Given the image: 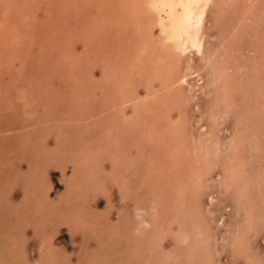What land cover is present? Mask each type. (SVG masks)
Masks as SVG:
<instances>
[{"label": "rangeland", "instance_id": "1", "mask_svg": "<svg viewBox=\"0 0 264 264\" xmlns=\"http://www.w3.org/2000/svg\"><path fill=\"white\" fill-rule=\"evenodd\" d=\"M50 1L54 2L57 7H55ZM248 1H246V5H250L249 2L251 0ZM123 2L124 0H119L118 2H114V0H45V2L44 0H35L32 2L33 5L30 3H28V5L26 4V8L31 10L36 16L34 20V23L36 25L38 24L36 28H40L37 31L38 35L35 34L32 38L34 41H37L35 47L31 49L30 47H27L28 50L25 49L23 52H19L20 54L18 55L13 52L11 47H8L10 45H7V43L11 42L10 39L7 40V46L3 43L0 45L2 46L0 47V57L2 58L1 60L5 61L3 64L0 60V193L3 195L0 194V264H38L41 262L39 261V258L43 257V251L45 250L41 244V240H43L41 234L42 231H44V228L48 235L53 233L52 236H54L53 231L55 229L56 234L53 238L55 240V245H58L53 249V251L55 250L57 252L54 251L56 253L55 258L51 260L49 259L48 264H81L82 261L84 262L82 264H206V262L209 264H251V261L255 262V264H264V201H261L260 197L262 189L264 190V178L260 177H264V158H260L261 154L264 155V138L260 139V141L258 140L259 149L256 151H253L252 149V147H254L252 139L243 141L239 149V153L241 152V154H243V169L241 168V172L245 176L244 179L250 181L249 184H247L249 187L248 194L242 195L243 192L241 193L239 187L243 182L240 180H238L239 187L237 188L233 184L225 185L226 181H224L227 178L229 179V175H231V173H229V170L232 168V163H230V161L232 162L233 160H236V158H228V150L232 136L234 133L243 130L247 119H250L249 117H253V120H255L256 123H259V121L261 123V120L264 119L261 113L254 116L243 113L251 98L254 97L257 92L259 93L260 90L264 89V74L255 77V80H261L263 83L262 86H259L260 83L258 85L251 84V87H254V89L249 87V96H247L248 93L244 92V86L239 87L240 90L235 92V102L228 110L229 114H223L224 111L222 108L217 111V118L213 121L210 115L212 110V93L208 88V82L213 78L212 75L214 71L211 70L210 67L204 66V62L199 55L191 53L187 56L189 64L194 66L198 71L191 75L189 85L187 86L189 90L191 88L194 90L192 92L194 97L191 96L185 106L187 114V125L185 127V135L183 136L185 139V145L188 144L190 149L196 147L195 152L198 153L200 152L198 148V139L201 135L206 141L207 139L215 137L219 139L220 151L218 153L219 156L211 157L214 162L213 168H210L205 164V168L208 170L205 173V178L199 183L201 184V188L196 189L195 187L194 189L193 187L197 183H192L185 189V199H181V201L185 200V204L190 203L193 208L194 206L199 207L187 211L188 207H185L183 203H169L170 197L167 196L168 201H166L168 203L161 217V215L155 211L158 207L155 200H153L154 196H156V192H159L160 190L159 186H157V189L153 192L151 189V185L153 184L152 181L143 184L141 181L142 179L139 177L136 178L135 175L130 177L129 173H127V164L122 163L121 160L123 156H125L123 153L126 151H132L137 155L139 147H137L136 140L133 141V138L138 136L140 131H142V127L144 126L145 128V125L148 123V121H145L139 126L138 123L131 119V114L135 107V103L131 101L134 95L141 94L143 96L136 104L137 106L146 105L144 107L147 108H150V106H160L162 109H170L171 107L169 106V101L167 104L159 105L163 95L160 94V97L159 95L156 97L150 93L151 86L155 87V89L160 88V81L158 78H151V72L144 74L142 71L145 70V68L139 69L142 74L141 76L138 68L131 64L129 65L127 62L131 55L136 54L137 44L140 45L139 42L142 40H140V37L138 36L140 34V29L139 31L137 30L138 32L136 31V33L135 31L132 32V29L126 30L125 27L122 28V21H124V19H129V12L120 9ZM262 3L263 6H261ZM1 4L2 2L0 3V6ZM255 4H258L259 7H264V0H257ZM58 6L59 9H57ZM60 6H63V8ZM30 7H33L34 9H30ZM111 10L112 12L110 14ZM31 12L29 11V13ZM214 12L215 9L211 8L205 25V28L208 31L205 51L209 50L212 45L216 44L222 36V33L229 28L228 23L226 25L224 24L222 28L219 23H217L219 26L215 24V21L213 20V16L215 15ZM262 12V18H264V11ZM15 13L19 16L17 11H15ZM67 13L69 15H67ZM13 14L14 12L11 14L9 12V15ZM68 16L71 17L68 18ZM11 18H13V16H11ZM255 18H257V15L252 13L248 23H250L253 28L252 30L251 28L248 30L253 31L255 28ZM68 19L71 20V22H69ZM32 20L33 19H31V21ZM14 21L15 23L11 22L10 25L13 26L16 24V27H18L20 23H18L15 18ZM7 22L8 21H4V23ZM49 22L50 24L47 25ZM8 23L6 25H8ZM20 25L21 27H24L23 23ZM66 25L70 27H67ZM76 27H78V29ZM19 28L20 27H18V29ZM73 28H76L77 30L74 29L73 32ZM3 29L1 30L6 34L7 30ZM35 29L32 26V31ZM62 31L64 32L62 33ZM68 32L69 34H67ZM85 32L87 33L85 34ZM94 33L96 34L94 35ZM78 35L80 37L83 35L85 38L83 36L79 38ZM88 36H91V39ZM77 38L79 39L77 40ZM251 38L252 35H246L243 38L245 40L242 41L241 48L244 49V58L234 63V66H237L242 71L241 77L243 79H246L247 77L249 78L251 72H254L256 67L260 65L257 62L253 63L252 58L254 54L248 50L247 42ZM42 42L43 44L41 45ZM92 42H94V44ZM88 44L93 48H89L90 45ZM96 50H98L99 55H96ZM2 52H4V54ZM77 54H80L81 57L79 55L77 56ZM158 54L159 52L157 49L146 47V52H143V57L141 58L146 61L148 60L149 62V57L154 59L157 58ZM7 56H10L11 59H8ZM74 56L75 59L73 58ZM94 56L98 60L96 63H93L95 60ZM98 56L101 57L99 58ZM86 60H89V62ZM81 61H84V63H81ZM66 62L68 64L67 66L65 64ZM245 62L247 63L245 64ZM106 64H108L107 67H105ZM16 65L23 69L18 70ZM57 65L64 70L62 68H55L57 71L54 70V66ZM87 65L88 67H86ZM100 65H105V68ZM262 66L263 65H260L261 70L263 69ZM58 70L60 71L61 76L59 75ZM131 70L135 71L134 74ZM83 71H85V75ZM100 72H103L104 74H101ZM121 72L123 73L121 74ZM229 72H231V70H229ZM31 73L34 76H32ZM65 73L66 75H64ZM30 75L32 78L29 77ZM76 77L79 78L77 79ZM86 77L88 78L86 79ZM129 77L132 79L130 80ZM128 79L130 81L124 85L123 83ZM87 80L89 81L87 82ZM94 84L95 86H93ZM84 90L87 91V94H85L86 92ZM187 92L189 94L190 91ZM36 96L38 97L37 99H35ZM64 96H68L69 98L73 97L74 99H66ZM79 96L82 98H79ZM93 97H96V99ZM60 98L64 99L61 100ZM91 98H93V100ZM33 100L35 103L32 102ZM125 101L128 102L124 106L123 102ZM56 103L59 104L57 105ZM63 103H66L65 107ZM85 105L86 107L84 109ZM173 109L172 117L174 118L178 111L177 108ZM77 110L78 113L80 112L81 114H78ZM83 110L85 111V115ZM122 110L125 111L124 115H122ZM163 112L164 110L161 112L158 111L160 116H158L157 119L160 118V123L164 124L165 117L163 116ZM69 113L72 114L69 115ZM151 113L157 114L155 110H151ZM61 117H64L65 119ZM68 117L69 119H67ZM56 124H58V126ZM82 124L86 127V130ZM59 126L63 127L61 128L63 132L65 131L64 133L60 130L61 128L57 129ZM262 129V133L264 134V124ZM58 130L60 132H58ZM68 130L72 133H69ZM211 132H213L214 135L209 138ZM70 134L71 136H69ZM241 134L244 136L246 132H242ZM263 134L260 135L262 136ZM260 135H258L259 138H261ZM69 137H73V139H71L72 141ZM78 142L80 144H78ZM38 147L39 149H37ZM141 147L143 146H140V148ZM32 149L34 151H32ZM115 150L118 151L115 156H119L120 160H117L116 157L111 155ZM183 151L186 152L184 148ZM157 155H159V153H157L156 156ZM187 155L189 159L192 158L191 151L187 153ZM43 156L45 158H43ZM141 157H143V155H141ZM114 159L117 161L116 163ZM203 162L205 163V159ZM32 167H37L35 169L40 172L35 169L34 171ZM66 167L70 168L72 172L80 168L81 172L84 171L82 177L79 179V183L76 184V189L78 191L83 189L84 184L100 182L97 183V187L91 189L92 191H89L90 193L92 192V197L89 196L85 201H82V198L80 199L82 205L79 204V208L76 209L78 214H76L77 216L74 215L75 218L72 217L74 211H72V213L67 212V210L69 211V209L72 208H70V201L74 202L75 199L73 200L72 198V200L68 201L71 197L67 196V192H65L71 189L69 183L70 179L65 177V174L67 173L65 169ZM52 168L53 171H51ZM113 171L119 173L118 175L116 174L117 177L114 175L115 173H113ZM157 172L158 177L162 178V168H160V171L157 170ZM29 174L34 178L33 180L31 179V183L34 188L33 191L36 192L34 197L31 196L27 199L30 200V202L35 203V206L33 203H29L27 199L24 202L23 198L25 197V191L23 188L25 187V183L21 182L24 177L28 178L27 176ZM41 174L43 178L51 177L49 180L52 181V193L51 191H47L45 183L43 184L42 181H39ZM73 175L74 178L79 177L78 175L75 176L74 172ZM9 177L13 178H11L12 181H17L15 185L8 188L6 187V190L3 187V184H5L4 180H9ZM62 183L67 185L65 186ZM109 184L111 185L109 186ZM58 185L63 187L59 186L58 188ZM128 186L131 188L130 191L133 190L134 192L135 189L138 190V195L134 192L131 196L134 198L136 197V200L140 199V203H138L139 201L134 202L131 200V196H128V198L123 196L124 192L125 194L128 193L126 189ZM74 188L75 185L72 186L70 193ZM41 192L43 194H40ZM45 192L46 194L48 193V195H46ZM99 195L101 197H99ZM37 196H39V199L36 200V198H38ZM108 196H111V200ZM54 199L58 200L60 203L58 206L59 209L62 208L59 212V209L56 207L50 210L48 209L52 207ZM96 202H99L100 204ZM25 203L28 206L29 204H32V208L36 210L33 209V211L36 213L33 214L34 212L30 210L25 211L28 209ZM41 203H44L45 206ZM40 204L42 207H40ZM100 205L103 207L101 206V208ZM13 206L17 209L14 210L15 207L13 209ZM38 206L43 209H39ZM104 206L107 211L104 209ZM133 206L145 210L143 219L148 221L150 227L154 226L160 230L161 237L159 240L162 249L166 254L173 253L174 258L165 262L161 261V256L159 255H156V260L149 261V259L146 258L150 246L149 243L147 244L150 238L148 234L152 233V228L148 227V233H143L142 236H140L142 232L140 234H134L133 229L136 227L137 221L132 214ZM10 207L12 210H10ZM179 207H184V210H181ZM29 209H31V206ZM98 209L99 211H97ZM250 210H254L253 217L256 219V222L253 224H251L252 222L249 220L252 215ZM15 211L24 214L23 220H21L20 223L21 225L16 222L17 218L15 219L14 217ZM54 211L56 212L55 216ZM37 213L40 214L38 215ZM64 215H67V217ZM106 215L108 219L105 217ZM38 216L41 220L37 218ZM44 216L49 218H44ZM62 216L64 217L62 218ZM56 218H58V220ZM104 218H106L107 221ZM37 222L39 223L38 225ZM60 222H62L61 225ZM63 222H67V225L63 224ZM73 222L74 225H72ZM251 225H253V228ZM23 226L25 227L23 228ZM183 229L189 231L190 236L188 239L182 233L183 231L181 230ZM123 231L125 233H123ZM239 231H244L248 236L247 244L241 248L235 246L238 244L239 239L234 235H238ZM12 238H18V240L14 242L11 240ZM186 239L191 241V249L186 247ZM48 242L50 243V241ZM50 245L52 246V244H49V247H51ZM52 248L54 247L52 246Z\"/></svg>", "mask_w": 264, "mask_h": 264}, {"label": "bare ground", "instance_id": "2", "mask_svg": "<svg viewBox=\"0 0 264 264\" xmlns=\"http://www.w3.org/2000/svg\"><path fill=\"white\" fill-rule=\"evenodd\" d=\"M35 0H0V3L2 2L1 6H0V45H2V43L4 45H6L7 40L10 39L11 42L7 43V45L9 48L11 47V49L13 50V52L17 53L18 55L20 54L19 52H23L25 49L28 50L27 47L33 48L35 47L37 41H34L32 38L37 34V31L40 28H36L38 26V24L36 25L34 23V20L36 18V16L31 12V10L27 9L26 4L28 5V3H30L31 5L32 2ZM38 1V0H37ZM41 1V0H40ZM54 1V0H53ZM57 1V0H56ZM119 0H114V2H118ZM246 1L248 0H124L123 4L121 5L122 10H127V12H129V19L122 21L121 25L122 28H126V30H133L132 32H136L137 30L139 31L140 29V34L138 35L140 37V40H142L139 44H137V48H136V54L135 55H131V57L128 59V64L133 65L135 67L138 68V70L140 68L144 69L142 72L145 74L151 72V78L157 77L158 80L160 81V88H156L151 86L150 89V93L155 95L156 97L160 94L163 95L162 96V100L159 102L161 104H167V102L169 101V106L170 109H162L160 106H150V108L144 107L146 105H136L140 99H142V95L141 94H136L134 95V97L132 98L131 101H133L135 103V107L133 109V113L131 114V119L134 120V122L138 123V125H142V122L144 123L145 121H148V123L142 127V131H140V134L136 137L133 138V141L136 140L137 143V147H139V152L137 153V155H135L132 151H126L123 154L125 156H123L122 163L127 164V173H129L130 177L135 175L136 178L139 177L140 179H142V183L143 184H147L148 182L152 181V185H151V189L153 190V192L155 191V189H157V186H159V192H156V196H154L155 203L157 205L158 208H156L155 211L158 212V214L161 215L164 212V210L166 209L167 206V199L169 196V203L172 202L173 204H184L185 207L187 206V211H191L194 210L195 207H199V206H194L191 207V204H185V200L181 201V199H185L184 194L185 189L190 186L192 183H197L193 188L198 189L201 188V181L203 180V178H205V173L208 169L205 168V164H207L210 168L214 167V162L212 160L211 157L213 156H219V151H220V142L218 138L212 137L214 134L213 132H211L209 134V138L210 139H206L203 138V136L199 137L198 139V144H199V150L200 152H195L196 151V147L190 149L188 144L185 145L184 142V138L183 136L185 135V127L187 125V114H186V108L185 106L187 105L189 98L193 95V89L191 88L190 90L188 89V85H189V79L191 77V75L195 72H197L198 70L189 64V61L187 59V56H189L191 53H195L197 55H199L202 58V61L204 62V66L210 67L211 70L214 71L213 75H212V79L209 80V89L210 92L212 93L211 95V100H212V110H211V118L213 119V121L216 120L217 118V111H219L220 109L223 108V111L225 115H228V110L231 108L232 104L235 102V92H238L239 87H243L244 92L248 93L247 96H249L250 92H249V87H251V84H255L258 85L260 83L259 86H262V82L261 80L257 81L255 80V77L260 76L262 74H264L263 70H264V18H262V11H264V7H259V5L255 4V2H257V0H249L248 2L250 3V5H246ZM45 2V0H44ZM51 2V1H50ZM59 2V1H58ZM38 3V2H37ZM54 4V2H51ZM43 4V3H42ZM59 4V3H58ZM62 4V3H61ZM5 5V6H4ZM30 5V6H31ZM46 5V3H45ZM44 5V6H45ZM51 5V4H50ZM49 5V6H50ZM55 5V4H54ZM60 5V4H59ZM4 6V7H3ZM38 6V5H37ZM41 6V4H40ZM43 6V7H44ZM113 6V5H112ZM261 6H263V3L261 4ZM55 7H57L55 5ZM63 8V6H60ZM66 7V6H65ZM111 7V6H110ZM33 7H30V9ZM36 8V7H35ZM46 8V7H45ZM52 8V7H51ZM75 8V7H74ZM211 8L215 9L214 12V16H213V20L215 21V24L219 23V25L222 26L228 23L229 28L226 29L223 33L222 36L220 37L219 41L212 45L211 48L207 51H205V46H206V36H207V29L205 28L206 22L208 20V16L210 14V10ZM262 8V9H261ZM34 9V8H33ZM54 9V8H52ZM59 9V6L58 8ZM65 9V8H64ZM63 9V10H64ZM68 9V6H67ZM66 9V10H67ZM82 9V8H81ZM229 9V10H228ZM231 9V10H230ZM10 10V11H9ZM46 10V9H45ZM15 11H17L19 13V16L16 15ZM29 11L31 13H29ZM213 11V10H212ZM12 12H14L13 15H9ZM46 12V11H45ZM48 12V11H47ZM55 12V11H54ZM58 12V11H57ZM112 10L110 11L111 14ZM29 13V14H28ZM252 13L257 15V18L255 23V28L252 30L253 26L251 27L250 23H248V21H250L251 15ZM50 14V13H49ZM33 15V16H32ZM63 15V14H61ZM67 15H69L67 13ZM11 16H13V18H11ZM45 17V16H44ZM67 17V16H65ZM71 17V16H70ZM68 16V18H70ZM122 17V16H121ZM14 18L16 19V21L18 23H23L24 27H21V25L19 24L18 27H20L18 29V27H16V24H14L13 26H11V22H14ZM47 18V17H46ZM51 18V17H49ZM60 18V17H59ZM31 19H33L31 21ZM43 19V18H42ZM53 19V17H52ZM62 19V17H61ZM45 20V19H44ZM69 20V19H68ZM73 20V19H72ZM212 20V21H213ZM4 21H8L10 23H8V25H6L7 23H4ZM43 21V20H42ZM61 21V20H60ZM211 21V20H210ZM213 21V22H214ZM44 22V21H43ZM54 22V21H53ZM69 22H71V20H69ZM47 23V21H46ZM60 23V22H59ZM50 22L47 24L49 25ZM72 24V23H71ZM74 24V23H73ZM77 24V23H76ZM213 24V23H212ZM65 25V24H63ZM70 25V24H69ZM218 25V24H217ZM218 25V26H219ZM6 28H5V27ZM32 26L34 27V29L32 31ZM43 26V25H42ZM62 26V25H60ZM67 26V25H66ZM73 26V25H71ZM77 26V25H76ZM101 26V25H100ZM65 27V26H63ZM70 27V26H67ZM5 28V29H3ZM54 28V27H53ZM78 29V27H76ZM73 28V32L74 29ZM84 28V27H83ZM82 28V30H83ZM249 28H251V30H248ZM7 30L6 34H4V32L1 30ZM66 29V28H65ZM76 29V30H77ZM85 29V28H84ZM22 30V31H19ZM46 30V29H45ZM56 30V29H55ZM111 30V29H110ZM18 31V34H17ZM137 31V32H138ZM55 32V31H54ZM64 31H62L63 33ZM97 32V31H96ZM136 32V33H137ZM221 32V31H220ZM252 32V33H251ZM53 33V32H52ZM59 33V32H58ZM72 33V32H71ZM82 33V32H81ZM84 33V32H83ZM87 32H85L86 34ZM98 33V32H97ZM3 34V35H1ZM60 34V33H59ZM69 34V32L67 33ZM73 34V33H72ZM79 34V32H78ZM92 34V33H91ZM96 33H94L95 35ZM58 35V34H57ZM71 35V34H70ZM98 35V34H97ZM246 35H252V38L247 42L248 45V50L249 52L253 53L254 56L252 58L253 63L257 62L262 66V70L260 65L258 67H256V69L254 70V72H251V76L248 78H242L241 77V70L237 67L234 66V63L236 61H239L240 59L244 58V49L241 48V44L242 41H244L245 39H243ZM54 36V35H53ZM74 36V35H73ZM83 36V35H82ZM81 36V37H82ZM92 36V35H91ZM90 36V37H91ZM68 37V36H67ZM71 37V36H70ZM79 38H81L78 35ZM84 37V36H83ZM89 37V36H88ZM89 37V38H90ZM7 38V39H6ZM45 38V37H44ZM61 38V37H60ZM77 38V40L79 39ZM85 38V37H84ZM250 38V37H249ZM35 39V38H34ZM64 39V38H63ZM68 39V38H67ZM87 39V38H86ZM85 39V40H86ZM91 39V38H90ZM70 40V39H69ZM94 40V38H93ZM248 40V39H247ZM89 41V40H87ZM44 42V41H43ZM43 42L41 43V45L43 44ZM55 42V41H54ZM64 42V41H61ZM70 42V41H69ZM68 42V43H69ZM83 42V41H81ZM85 42V41H84ZM67 43V42H66ZM71 43V42H70ZM86 43V42H85ZM89 43H91L89 41ZM94 44V42H92ZM73 44V43H72ZM6 45V46H7ZM26 45V46H25ZM50 45V44H49ZM90 45V44H88ZM93 46V45H92ZM2 47V46H0ZM60 47V46H59ZM71 47V45H70ZM69 47V48H70ZM95 47V46H94ZM133 47V45H132ZM135 47V46H134ZM146 47L150 48L153 47L155 49H157V51L159 52L157 58L152 59V57H149V62L148 60H144L142 56L143 52H146ZM4 48V47H3ZM74 48V47H72ZM89 48H93L90 47ZM88 48V49H89ZM96 48V47H95ZM94 48V49H95ZM64 49V48H63ZM87 49V50H88ZM92 49V50H94ZM11 50V51H12ZM66 50V49H65ZM90 51V50H89ZM88 51V53H89ZM139 51V52H138ZM81 52V50H80ZM91 52V51H90ZM96 55L98 54V50H96ZM100 52V50H99ZM4 54V52H2ZM14 53V54H15ZM85 54V53H84ZM260 54V55H258ZM80 56V54H77V56ZM95 55V56H96ZM99 55V54H98ZM153 55V54H152ZM258 55V56H257ZM3 56V55H2ZM94 56V57H95ZM102 56V53H101ZM100 56V57H101ZM4 57V56H3ZM8 59H11L10 56H7ZM10 57V58H9ZM81 57V56H80ZM84 57V55H83ZM86 57V56H85ZM88 57V56H87ZM99 57V56H98ZM99 57V58H100ZM106 57V56H105ZM109 57V56H108ZM6 58V57H5ZM75 59V56L73 57ZM2 58L0 57V60ZM87 59V58H85ZM84 59V60H85ZM108 59V58H107ZM185 59V60H184ZM79 60V59H78ZM82 60V59H81ZM92 60V59H91ZM96 60V61H95ZM95 60L93 61V63L98 62V60L95 57ZM126 60V59H125ZM2 63L4 64V60H1ZM59 61V60H58ZM75 61V60H74ZM89 62V60H86ZM102 61V59H101ZM121 61V60H120ZM24 62V61H23ZM68 62V61H67ZM67 62L65 63L66 66L68 65ZM84 63V61H81V63ZM86 62V63H88ZM262 62V64H261ZM15 63V62H14ZM25 63V62H24ZM91 63V62H90ZM186 63V65H185ZM247 62H245L246 64ZM60 64V63H59ZM64 64V65H65ZM100 64V63H99ZM98 64V65H99ZM103 64V63H102ZM105 64V63H104ZM110 64V63H109ZM237 64V63H236ZM18 65V64H17ZM16 65V66H17ZM72 65V64H71ZM108 64H106L105 67H107ZM15 66V65H14ZM65 66V67H66ZM97 66V65H96ZM101 66V65H100ZM99 66V67H100ZM103 65L101 67H104ZM110 66V65H109ZM128 66V65H127ZM18 67V66H17ZM16 67V68H17ZM64 67V66H63ZM88 67V65L86 66ZM91 67V66H90ZM100 67V68H101ZM104 67V68H105ZM126 67V66H125ZM247 67V66H245ZM260 67V68H259ZM53 68V67H52ZM55 68H62L57 66H54V70L57 71V69ZM96 68V67H95ZM109 68V67H108ZM119 68V67H118ZM15 69V67H14ZM18 70H22V67H18ZM16 69V70H17ZM34 69V68H33ZM63 69V68H62ZM89 69V68H88ZM9 70V69H8ZM35 70V69H34ZM33 70V71H34ZM52 70V69H51ZM64 70V69H63ZM69 70V69H68ZM71 70V68H70ZM99 70V69H98ZM102 70V69H101ZM229 70H231V72H229ZM15 71V70H14ZM30 71V70H29ZM59 71V70H58ZM67 71V70H66ZM65 71V72H66ZM97 71V70H96ZM100 71V70H99ZM111 71V70H110ZM109 71V72H110ZM21 72V71H20ZM19 72V73H20ZM85 71H83L84 73ZM98 72V71H97ZM131 72L134 74V70H131ZM16 73V72H14ZM35 73V72H32ZM31 73L32 76H34ZM68 73V72H67ZM101 73V72H100ZM103 73V72H102ZM101 73V74H102ZM107 73V72H106ZM123 72H121L122 74ZM139 73L141 74V71L139 70ZM60 71H59V75H60ZM69 74V73H68ZM76 74V73H75ZM104 74V73H103ZM109 74V73H108ZM118 74V73H117ZM31 75L29 77H31ZM66 75V73L64 74ZM63 75V76H64ZM83 75V74H82ZM85 75V73H84ZM87 75V74H86ZM17 76V74H16ZM49 76V75H48ZM61 76V75H60ZM62 76V77H63ZM78 76V75H77ZM81 76V75H80ZM101 76V75H100ZM108 76H112V75H108ZM107 76V77H108ZM142 76V74H141ZM1 77V76H0ZM14 77V76H12ZM28 77V78H29ZM46 77V76H45ZM54 77V76H53ZM82 77V76H81ZM80 77V78H81ZM127 77V76H126ZM32 78V77H31ZM35 78V77H33ZM47 78V77H46ZM77 78V77H76ZM79 78V77H78ZM77 78V79H78ZM83 78V77H82ZM88 77H86L87 79ZM102 78V77H101ZM112 78V77H111ZM17 79V78H16ZM63 79H67V78H63ZM100 79V77H99ZM103 79V78H102ZM106 79V78H104ZM130 79V77H129ZM126 80L123 84L126 85L127 82H129L130 80ZM46 80V79H45ZM80 80V79H79ZM98 80V79H95ZM101 80V79H100ZM99 80V81H100ZM113 80V78H112ZM57 81V80H56ZM65 81V80H64ZM89 80H87L88 82ZM91 81V80H90ZM97 81V82H99ZM106 81V80H105ZM15 82V80H14ZM18 82V81H17ZM82 82V81H81ZM79 82V83H81ZM85 82V81H84ZM94 82V81H93ZM92 82V84H93ZM95 82V83H97ZM101 82V81H100ZM103 82V81H102ZM77 83V84H79ZM91 83V82H90ZM89 83V84H90ZM37 84V83H35ZM43 84V83H42ZM88 84V85H89ZM47 85V83H46ZM3 86V85H2ZM1 86V87H2ZM9 86V85H8ZM65 86V85H64ZM74 86V85H73ZM95 86V84L93 85ZM5 87V86H4ZM25 87V86H24ZM70 88V87H69ZM252 89H254V87H251ZM256 88V87H255ZM5 89V88H4ZM79 89V88H78ZM95 89V88H93ZM29 90V89H28ZM34 90V89H33ZM87 90V89H86ZM84 90L87 94V91ZM187 91H190L189 94ZM29 92V91H28ZM90 92V91H89ZM92 92V91H91ZM120 92V91H119ZM18 93V92H17ZM24 93V92H23ZM73 93V91H72ZM71 93V94H72ZM97 93V92H96ZM95 93V94H96ZM210 93V94H211ZM63 94V93H62ZM93 94V93H91ZM98 94V93H97ZM67 95V94H66ZM82 95V94H81ZM80 95V96H81ZM100 95V94H99ZM148 95V94H147ZM38 96V94H37ZM36 96L35 99H37L38 97ZM50 96V95H49ZM58 96V95H57ZM73 96V94H72ZM79 98H82L80 97ZM93 96V95H91ZM118 96V95H117ZM29 97V96H28ZM35 97V95H34ZM40 97V96H39ZM65 97V96H64ZM85 97V96H84ZM66 99L69 98L68 96L65 97ZM71 99H74L73 97H70ZM69 98V99H70ZM87 98V97H86ZM85 98V99H86ZM90 98V97H89ZM94 99H96V97H93ZM93 98H91L93 100ZM106 98V97H105ZM32 99V96H31ZM61 99V98H60ZM64 99V98H63ZM61 99V100H63ZM78 99V97H77ZM99 99V96H98ZM60 100V101H61ZM84 100V99H83ZM88 100V98H87ZM113 100V99H112ZM54 101V100H53ZM80 101V100H79ZM91 101V100H90ZM89 101V102H90ZM251 101V102H250ZM247 104V108L244 109L243 113L248 114L250 116H254V115H258L259 113H261V115L264 117V89L260 90L259 93L257 92V94H255L254 97L251 98ZM32 102L35 103V101L33 100ZM66 102V100H65ZM81 102V101H80ZM128 101L123 102L124 106ZM26 103V102H25ZM60 103V102H59ZM58 103V104H59ZM85 103V102H83ZM87 103V101H86ZM23 104V103H22ZM55 104V102H54ZM57 104V103H56ZM57 104V105H58ZM64 104V103H63ZM66 104V103H65ZM64 104V107H65ZM72 104V103H71ZM101 104V103H100ZM26 105V104H25ZM28 105V104H27ZM75 105V104H74ZM81 105V104H80ZM56 106V105H55ZM61 106V105H59ZM68 106V105H67ZM90 106V105H89ZM166 106V105H165ZM164 106V107H165ZM15 107V106H14ZM27 107V106H26ZM29 107V106H28ZM77 107V106H76ZM86 105L84 106L85 109ZM88 107V106H87ZM57 108V107H55ZM63 108V106H62ZM70 108V107H69ZM73 108V106H72ZM78 108V107H77ZM173 108H177V114L176 116L173 118L172 117V113L174 111ZM180 108V109H179ZM80 109V108H79ZM83 109V107H82ZM81 109V110H82ZM88 109V108H87ZM128 109V108H127ZM64 110L66 111V109L64 108ZM105 110V109H104ZM129 110V109H128ZM151 110H155L157 112L156 113H151ZM163 112V116L165 117L164 121L165 123H160V118H158V116H160L158 114V111H162ZM64 111V112H65ZM84 111V110H83ZM130 111V110H129ZM63 112V113H64ZM72 112V111H71ZM122 115L125 114V111L122 110ZM35 113V112H34ZM78 113V110H77ZM80 113V112H79ZM78 113V114H79ZM33 114V113H31ZM62 114V113H61ZM72 113H69V115H71ZM76 114V113H75ZM81 114V113H80ZM240 114V113H239ZM84 115H85V111H84ZM60 116V115H59ZM62 116V115H61ZM73 116V115H72ZM71 116V117H72ZM80 116V115H79ZM63 119H65L64 117H61ZM82 118V117H80ZM250 119H247V122L245 124V127L243 128V130L234 133V135L232 136L230 145H229V157L228 158H236V160L234 161H230V163H232V168L229 170V173H231V175H229V179L227 178L225 182V185L227 184H233L235 185V187H239L238 186V180H240L241 182H243V184L239 187L240 191L242 193V195H246L248 194L249 191V187L247 186V184H249L250 181L244 179L245 176L242 174L241 170L243 169V165H242V159H243V154H241V152L239 153V149L241 147V144L243 143V141H248L250 139H252L253 141V146L252 149L253 151H256L257 149H259V145H258V140L260 141V139L264 138V134L262 133L263 129V124H264V119L261 120V123L259 121V123H256L255 120H253V117H249ZM27 119V118H26ZM69 119V117L67 118ZM75 119V118H74ZM96 119V118H95ZM143 119V120H142ZM85 120V119H84ZM83 120V121H84ZM98 120V119H97ZM76 121V120H75ZM74 121V123H75ZM90 121V120H89ZM159 121V122H158ZM62 122V121H60ZM73 122V121H72ZM82 122V121H81ZM50 123V122H48ZM55 123V122H54ZM62 124V123H61ZM67 124V123H65ZM77 124V123H76ZM84 124V123H83ZM82 124V125H83ZM158 124V125H157ZM58 126V124H56ZM84 126V125H83ZM82 126V127H83ZM97 126V125H96ZM100 126V125H99ZM62 126H59L57 129L61 128ZM70 127V126H69ZM85 127V126H84ZM63 128V127H62ZM62 128L60 130H62ZM68 128V127H67ZM203 128V127H202ZM66 129V128H65ZM86 130V127H85ZM102 130V129H101ZM118 130V129H117ZM203 130V129H202ZM69 131V130H68ZM97 131V130H96ZM58 132H60L58 130ZM63 132V130H62ZM65 132V131H64ZM63 132V133H64ZM242 132H246V136L242 135ZM69 133H72L69 131ZM74 133V132H73ZM250 133V134H249ZM66 134V133H65ZM76 134V133H75ZM86 134V133H85ZM260 134H263L262 136ZM78 135V134H77ZM83 135V134H82ZM261 136V138H259V136ZM71 136V134L69 135ZM73 136V135H72ZM99 136V135H98ZM45 137V135H44ZM67 137V136H66ZM95 137V136H94ZM245 137V138H244ZM42 138V137H41ZM70 138V137H69ZM43 139V138H42ZM73 139L70 138V140ZM76 139V138H75ZM78 139V138H77ZM102 139V138H101ZM82 140V139H81ZM85 140V139H84ZM72 141V140H71ZM70 141V143H71ZM79 141V140H78ZM96 141V140H95ZM69 142V141H68ZM76 142V140H75ZM66 143V141H65ZM78 144H80L78 142ZM95 145V144H94ZM68 146V145H67ZM78 146V145H77ZM98 146V145H97ZM101 146V145H100ZM140 146H143L140 148ZM157 146V147H156ZM184 146V147H183ZM75 147V146H74ZM68 148V147H67ZM107 148V147H106ZM183 148L185 149L186 152L183 151ZM197 148V149H198ZM39 149V147L37 148ZM89 150V149H88ZM32 151H34L32 149ZM78 151V150H77ZM107 151V150H106ZM191 151V155L192 158L189 159L187 153H189ZM16 152V151H15ZM118 151H114V153H111V155H113V157H116L117 160L119 159V156H115L117 154ZM41 153V152H38ZM67 153V152H66ZM159 153V155L156 156V154ZM46 154V153H45ZM63 154V153H62ZM80 154V153H79ZM95 154V153H94ZM143 155V157H141V155ZM40 155V154H39ZM38 157V156H37ZM42 157V156H41ZM191 157V156H190ZM28 158V157H27ZM40 158V156H39ZM38 158V159H39ZM43 158H45L43 156ZM42 158V160H43ZM260 158H264V155L261 154ZM41 159V158H40ZM39 159V161H40ZM88 159V158H87ZM205 159V163L203 162V160ZM227 160V159H226ZM36 161V159H35ZM115 163L117 162L114 159ZM41 162V161H40ZM34 164V163H33ZM32 164V165H33ZM37 164V163H35ZM46 164V163H45ZM75 164V163H74ZM51 165V163H50ZM101 165V163H100ZM124 165V164H123ZM35 166V165H34ZM59 166V164H58ZM118 166V164H117ZM50 167V166H49ZM100 167V166H99ZM126 167V166H125ZM132 167V168H131ZM33 168V167H32ZM31 168V170H32ZM37 168V167H35ZM33 168V170L35 169ZM160 168H162V178L158 177V172L157 170L160 171ZM242 168V169H241ZM17 169V168H16ZM58 169V168H57ZM67 173L65 174V177H68L67 179L69 180V183L71 185V189L72 186L75 185V188L73 189V191L70 193V190L65 191L67 192V196H70L71 199H69L68 201L75 199L74 202H71V206L69 209V211L67 210L68 213H72V211H74L72 217H74V215L78 214L76 212V209L79 208V204L82 205V201H85L86 199H88V197H92V192L90 193L89 191L95 187H97V183L100 182H95L94 184H84L83 185V189H80V191H78L76 189V184L79 183V179L82 177V173L80 171V169L74 170L73 172L75 173V176L78 175L79 177L74 178L73 172L70 168H65ZM102 169V168H101ZM36 170V169H35ZM34 170V171H35ZM51 170V169H50ZM85 170V169H84ZM39 171V170H36ZM53 171V168L52 170ZM94 171V170H93ZM130 171V172H129ZM30 172V171H29ZM40 172V171H39ZM42 172V171H41ZM92 172V171H91ZM112 172V170H111ZM33 173V172H32ZM35 173V172H34ZM113 173H115V171H113ZM23 174V173H22ZM37 174V173H36ZM47 174V173H46ZM62 174V173H61ZM116 174L118 175L119 173H115L114 175L116 176ZM39 175V174H38ZM11 176V175H10ZM28 178L24 177L23 181L21 183H25V187L24 191H25V197L24 198V202L28 197L33 196L36 191H33V185L31 183V179L33 180V176L32 175H28ZM40 177V176H39ZM61 177V176H59ZM117 177V176H116ZM128 177V176H127ZM126 177V178H127ZM262 178H264L263 176H260ZM12 178V177H11ZM9 177V180L11 179ZM49 178H43L42 174L40 177L39 181H42V183L46 185L47 191L50 192L52 190V186H51V182ZM13 179V178H12ZM12 179L10 181H12ZM39 179V178H38ZM99 179V178H98ZM9 180H4L5 184H3L4 188L6 189V187H11L12 185H15L17 180H13L12 182H10ZM60 180V178H59ZM125 180V179H124ZM132 180V179H131ZM71 181V182H70ZM126 181V180H125ZM133 181V180H132ZM85 182V181H84ZM104 182V181H103ZM1 183V182H0ZM107 183V182H106ZM141 183V185H142ZM20 184V183H19ZM61 184V183H60ZM63 185H67L62 183ZM102 184V183H101ZM114 184V182H113ZM23 185V186H24ZM57 185V184H56ZM82 185V184H81ZM111 184H109L110 186ZM120 185V184H119ZM150 185V184H149ZM61 185H58V188ZM64 186V187H65ZM40 187V185H39ZM63 187V186H61ZM82 187V186H81ZM150 187V186H149ZM3 188V189H4ZM11 189V188H10ZM56 189V188H55ZM128 193L123 194L124 197L131 196L132 193L138 192L137 189L130 191L131 188L130 186L126 187ZM7 190V189H6ZM65 190V189H64ZM67 190V188H66ZM107 190V189H106ZM112 190V189H111ZM9 191V190H8ZM54 191V189H53ZM59 191V190H56ZM92 191V190H91ZM116 191V190H115ZM197 191V190H196ZM79 192V193H78ZM170 192V193H169ZM7 193V192H6ZM52 193V191H51ZM54 193V192H53ZM57 193V192H56ZM94 193V192H93ZM106 193V192H105ZM169 193V194H168ZM174 193V194H173ZM1 194V193H0ZM40 194H43L42 192ZM46 194V192H45ZM61 194V192H60ZM64 194V193H63ZM107 194V193H106ZM177 194V195H175ZM261 201H264V190L262 189L261 191ZM2 195V194H1ZM37 195V194H36ZM48 195V193L46 194ZM54 195V194H53ZM62 195V194H61ZM108 195V194H107ZM126 195V196H125ZM138 195V194H137ZM136 195V196H137ZM3 196V195H2ZM75 196V197H73ZM98 196V194H97ZM104 196V195H103ZM1 197V196H0ZM39 199V196H37ZM69 197V198H70ZM99 197H101L99 195ZM109 199L111 196H108ZM45 198V197H44ZM57 198V197H56ZM63 198V197H62ZM66 198V197H65ZM82 198V199H81ZM105 198V197H104ZM139 198V197H138ZM64 199V198H63ZM82 201H81V200ZM94 199V198H93ZM131 200H133L134 202L139 201L138 203H140V199L136 200L137 198L131 196L130 197ZM28 200V199H27ZM53 200V199H52ZM61 200V197H60ZM80 200V201H79ZM104 200V199H103ZM107 200V198H106ZM105 200V201H106ZM111 200V199H110ZM167 200V201H166ZM29 203H33L30 202V200H28ZM89 201V200H88ZM5 202V200H4ZM45 202V201H44ZM67 202V201H66ZM90 202V201H89ZM88 202V203H89ZM250 202V201H248ZM65 203V202H64ZM73 203V204H72ZM93 203V202H92ZM99 203V202H96ZM95 203V204H96ZM35 203H33L34 205ZM42 204V203H41ZM40 204V207H42V204ZM52 207L48 208L49 210L52 208H58L59 209V202L58 200L54 199L53 203H52ZM69 204V203H68ZM90 204V203H89ZM100 204V203H99ZM112 204V203H111ZM143 204V203H141ZM3 205V203H2ZM25 205H27L25 203ZM33 205L29 204V206L27 205L28 209L25 211H33L34 208ZM39 205V204H38ZM48 205V204H47ZM70 205V204H69ZM88 205V204H87ZM93 205V204H92ZM103 205V204H102ZM100 205V207L102 206ZM110 205V204H109ZM165 205V206H164ZM31 206V209H29V207ZM35 206V205H34ZM45 206V204H44ZM89 206V205H88ZM182 206V205H181ZM15 206H13L14 209ZM37 207V204H36ZM65 207V206H64ZM87 207V206H85ZM103 207V206H102ZM101 207V208H102ZM39 208V206H38ZM181 210H184V207H179ZM17 208L15 207L14 210H16ZM39 209H43V208H39ZM47 209V210H48ZM62 209V208H61ZM59 209L58 212L61 210ZM105 209V206H104ZM252 209V208H251ZM10 210L11 207H10ZM35 210V209H34ZM57 210V209H56ZM65 210V209H64ZM89 210V209H87ZM93 210V209H92ZM101 210V209H100ZM106 210V209H105ZM151 210V209H150ZM36 211V210H35ZM53 211V210H52ZM50 211V212H52ZM99 211V209L97 210ZM107 211V210H106ZM109 211V210H108ZM253 211L254 210H250V212H252V215L250 213V222H252L251 224H253L254 222H256L255 218L253 217ZM34 212V211H33ZM43 212V211H41ZM48 212V211H47ZM65 212V213H67ZM87 212V211H86ZM101 212V211H100ZM99 212V213H100ZM151 212V211H149ZM17 213V214H16ZM28 213V212H27ZM36 212H34L33 214H35ZM49 213V212H48ZM53 213V212H52ZM54 216L56 215V212L54 211ZM108 213V212H107ZM11 214V213H10ZM16 214V215H15ZM38 214V213H37ZM40 214V213H39ZM38 214V215H39ZM50 214V213H49ZM98 214V213H97ZM102 214V213H101ZM23 213L20 214L17 211L14 212V217L17 220L16 222L21 225V220H23ZM51 215V214H50ZM70 215V214H69ZM92 215V214H91ZM52 216V215H51ZM67 217V215H64ZM62 216V218L64 217ZM77 216V215H76ZM112 216V215H111ZM57 217V216H56ZM65 217V218H66ZM94 217V216H93ZM104 217V216H103ZM107 218V215L105 216ZM160 217V218H161ZM34 218V217H33ZM39 220H41L39 218V216L37 217ZM44 218H49V217H45ZM51 218V217H50ZM55 218V217H54ZM59 218V217H58ZM58 218H56L58 220ZM61 218V220H62ZM64 218V219H65ZM75 218V217H74ZM95 218V217H94ZM106 218H104L106 220ZM164 218V217H163ZM82 219V218H81ZM96 219V218H95ZM108 219V218H107ZM37 220V219H35ZM52 220V219H51ZM50 220V221H51ZM56 220V221H57ZM63 221V220H62ZM107 221V220H106ZM54 222V221H53ZM52 222V224H53ZM84 222V221H83ZM117 222V221H116ZM46 223V222H45ZM58 223V222H57ZM62 222H60L61 225ZM17 224V225H18ZM39 223L37 222V225ZM55 224V223H54ZM59 224V223H58ZM57 224V225H58ZM63 224L67 225V222ZM62 224V225H63ZM69 225V224H68ZM74 225V222L73 224ZM53 226V225H52ZM118 226V225H117ZM22 227V226H21ZM25 226H23L24 228ZM39 227V226H38ZM62 227V226H61ZM70 227V226H69ZM251 227L253 228V225H251ZM47 228V227H46ZM72 228V227H71ZM151 229V234L149 235V241L147 242V244L149 243L150 246L148 248V255H147V259H149V261L151 260H156V255L161 256V261H169L172 258H174L173 253H164L163 249H162V245L160 244V240L159 238L161 237L160 234V230H158L157 227H150ZM40 229V228H39ZM43 229V228H42ZM51 229V227H50ZM79 229V228H78ZM53 231V229H51ZM67 230V229H66ZM74 230V229H73ZM77 230V229H76ZM123 230V229H122ZM17 231V230H16ZM15 231V232H16ZM63 231V230H62ZM183 231L182 233L186 236V238L188 239L189 235V231L183 229L181 230ZM54 236H55V229H54ZM65 232V231H63ZM81 232V231H80ZM142 232V233H141ZM123 233H125L123 231ZM140 236L143 235V233H148V228H142L140 231ZM58 234V233H57ZM204 234V233H203ZM53 233L51 235H48L45 232V228L44 231H42L41 237L43 240H41V244L42 247L45 249L43 251V257L39 258L41 262H37L38 264H48L49 259H54L56 256V253L53 251V249H55L57 246L55 245V240H54V236H52ZM60 235V234H59ZM58 235V237H59ZM146 235V234H144ZM237 236L238 240V244H236L235 246L237 248H241L242 246H245L248 242L247 238V234H245L244 231H239L238 235H234ZM140 239V237H139ZM185 242V245L187 248L191 247V241L187 240ZM190 239V238H189ZM12 241L16 242L18 240V238H12ZM24 240V238H23ZM73 240V239H72ZM50 241V243L48 242ZM59 241V240H58ZM20 242V241H19ZM61 242V240H60ZM237 242V241H236ZM23 243V242H22ZM24 244V243H23ZM49 244H52V246L54 248L49 247ZM57 244V243H56ZM72 244V243H71ZM94 244V243H93ZM48 245V246H47ZM62 245V244H60ZM160 245V247H159ZM82 247V246H80ZM73 248V247H72ZM83 248V247H82ZM177 248V247H176ZM81 249V248H80ZM157 249V250H156ZM191 249V248H190ZM87 250V247H86ZM90 250V248H89ZM88 250V251H89ZM80 251V250H79ZM87 251V252H88ZM53 253V254H52ZM80 253V252H79ZM165 254V255H164ZM78 255V254H77ZM84 257V255H83ZM131 257V256H130ZM132 258V257H131ZM145 258V259H146ZM37 261V260H36ZM135 261V260H134ZM189 261V260H188ZM97 262V261H96ZM82 263H84L82 261ZM81 263V264H82ZM168 263V262H167ZM206 264H209L208 262H206ZM251 264H255V262L251 261Z\"/></svg>", "mask_w": 264, "mask_h": 264}, {"label": "clouds", "instance_id": "3", "mask_svg": "<svg viewBox=\"0 0 264 264\" xmlns=\"http://www.w3.org/2000/svg\"><path fill=\"white\" fill-rule=\"evenodd\" d=\"M144 213L145 210L143 208L133 206L132 214L135 220L137 221L136 227L133 229L134 234H140L142 228L150 227L148 221L143 219Z\"/></svg>", "mask_w": 264, "mask_h": 264}]
</instances>
